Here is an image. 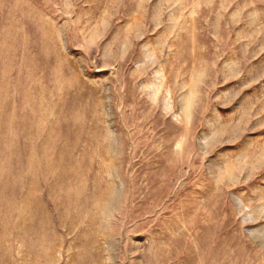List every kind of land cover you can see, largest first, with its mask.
Returning a JSON list of instances; mask_svg holds the SVG:
<instances>
[{"label": "rangeland", "instance_id": "1", "mask_svg": "<svg viewBox=\"0 0 264 264\" xmlns=\"http://www.w3.org/2000/svg\"><path fill=\"white\" fill-rule=\"evenodd\" d=\"M0 264H264V0H0Z\"/></svg>", "mask_w": 264, "mask_h": 264}]
</instances>
